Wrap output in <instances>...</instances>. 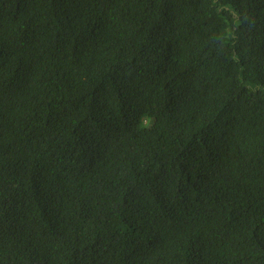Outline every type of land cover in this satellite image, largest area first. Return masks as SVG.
Here are the masks:
<instances>
[{
    "label": "trees",
    "instance_id": "trees-1",
    "mask_svg": "<svg viewBox=\"0 0 264 264\" xmlns=\"http://www.w3.org/2000/svg\"><path fill=\"white\" fill-rule=\"evenodd\" d=\"M0 264H264V0H0Z\"/></svg>",
    "mask_w": 264,
    "mask_h": 264
}]
</instances>
